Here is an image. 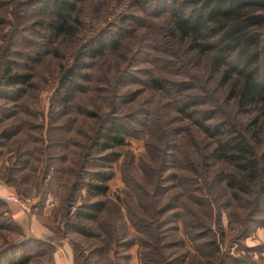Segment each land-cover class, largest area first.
<instances>
[{"label":"rangeland","instance_id":"obj_1","mask_svg":"<svg viewBox=\"0 0 264 264\" xmlns=\"http://www.w3.org/2000/svg\"><path fill=\"white\" fill-rule=\"evenodd\" d=\"M158 1L84 0L70 15L69 34L56 36L48 31L54 18L45 0H0V255L9 256L8 263L0 264H15L25 257L27 264H55L65 257L74 264H143L144 252L149 254L145 263L161 264L147 245L169 243L173 248L165 253L173 264L264 260V223H256L264 219L262 206L260 211L249 207L244 218L242 202L224 181L215 186L219 191L209 189L208 201L211 197L218 208L211 218L199 208L203 224L195 230L187 212L196 206L185 180L194 177L187 168L178 170L164 142L151 136V119L145 110L155 102L159 117L168 102L159 104L153 98L157 91L150 80L180 79L171 70L160 69L168 40L157 35L165 32L169 14L167 9L161 13ZM100 39L117 48L108 46L92 58ZM75 64L85 67L77 81L83 91L63 104L61 78ZM17 74L31 79L26 85L7 86V77ZM172 113L161 128L167 140L174 138L175 145L184 148L185 136L179 140L178 135L188 122H177ZM112 118L133 124L125 145L115 149L120 157L108 164L102 157L109 152L99 153L95 141ZM240 121L246 133L255 132L248 117ZM253 146L259 154L264 138L260 146ZM158 148L163 149L159 157ZM216 169L223 172L221 179L230 175L241 180L235 163L215 164ZM96 172L112 174L104 196L87 192ZM8 195L30 198L31 210L26 213L8 202ZM97 201L103 209L95 219L78 217ZM157 202L176 207L166 214L179 213L180 218L178 222L171 216L162 218L166 238L154 242L143 223V204L151 212ZM244 226L247 231L242 233ZM195 233L194 243L189 234ZM179 234L181 250L175 248ZM214 238L217 251L210 244ZM201 245L202 254L197 249Z\"/></svg>","mask_w":264,"mask_h":264},{"label":"trees","instance_id":"obj_2","mask_svg":"<svg viewBox=\"0 0 264 264\" xmlns=\"http://www.w3.org/2000/svg\"><path fill=\"white\" fill-rule=\"evenodd\" d=\"M83 1L45 0L47 10L54 18L47 25L48 31L56 36L69 34L67 25L70 15ZM158 7L162 14L165 9L169 14L165 32L157 35L159 39L168 40L165 41L168 45L162 50L165 57L160 62V65L163 64L160 69H168L169 72L171 70L181 80L174 82L159 77L151 79L150 84L157 91L153 98L159 104L168 103L164 104L166 111L161 116L155 114V102L150 103L144 115L151 119L152 138L162 141V145L164 142L163 146L168 148V154L178 164V170L187 168L188 173L194 177L185 180L192 188L191 198L196 206V209L187 212L195 223V230H200L203 224L199 208L204 210L201 213L209 212L210 218L212 211L218 208L211 197L210 202L208 201L209 189L223 184L224 181L235 192L234 196L242 202L244 218L249 207L251 210L260 211L262 206L261 213L264 214V148L258 154L253 146H260L264 138V0H159ZM96 43L98 46L92 49V58L102 55L108 46L117 48V45L106 44L102 39ZM201 65L203 67L200 70L198 68ZM72 68L61 78L63 104H68L77 93L83 91L77 81L82 77L79 72L85 67L75 64ZM7 79V86H15L26 85L31 78L29 75L17 74ZM17 92L19 90L16 91V96L19 94ZM200 106H207L208 109L200 111ZM170 112L178 118L177 122H188V127H180L181 133L178 135L179 140L185 136L184 148L175 145L174 138L167 140L161 128L162 121L171 119ZM241 117L251 120L250 125L255 132L247 131L250 134L248 135L244 131ZM132 122L118 118L108 121L106 129L95 141L96 145L99 144V153L109 152L102 157L103 161L111 164L118 160L120 155L115 149L124 146L126 138L131 136ZM159 151L163 152V149H156L157 157ZM227 163L237 164V170L242 174L241 180L230 175L221 179L223 172L214 170L215 164ZM111 178L112 174L109 172H96L93 182L87 183V192L94 196H104L108 191L106 183ZM215 189L219 191V188ZM160 197L157 196V199ZM102 209L103 203L97 201L87 207V213L78 217L92 220ZM174 209L176 207L167 208L157 202L152 211L148 212V207L143 204V214L146 215L143 216V223L151 230L154 242L166 238V233L161 231L165 220L162 218L169 219L171 216L176 222L179 221V213L166 214ZM184 209L183 206L179 207V210ZM262 218L256 220V223H264ZM245 228H242V233L247 231ZM77 230L85 232L83 229ZM184 235L187 237L186 232ZM196 235L189 234L194 243L197 241ZM178 242L179 245L175 248L181 250L180 234ZM170 244L147 246L159 257L161 264H173L169 263L165 253L173 248ZM210 244L215 247V251L218 250L215 238ZM202 247L204 246H197L201 254ZM14 255L12 252L10 258ZM147 257L148 252H144L143 264H148L145 263ZM0 261L8 263V254L2 252ZM28 261L25 257L15 264H27ZM230 261L232 264H264V260Z\"/></svg>","mask_w":264,"mask_h":264},{"label":"built area","instance_id":"obj_3","mask_svg":"<svg viewBox=\"0 0 264 264\" xmlns=\"http://www.w3.org/2000/svg\"><path fill=\"white\" fill-rule=\"evenodd\" d=\"M6 199L8 202L16 205L17 207H19L20 209H22L26 213H28L31 210L32 205H33L30 198L20 199V197H18V196L8 195L6 197Z\"/></svg>","mask_w":264,"mask_h":264},{"label":"crops","instance_id":"obj_4","mask_svg":"<svg viewBox=\"0 0 264 264\" xmlns=\"http://www.w3.org/2000/svg\"><path fill=\"white\" fill-rule=\"evenodd\" d=\"M55 264H74L71 257H65L62 259H56Z\"/></svg>","mask_w":264,"mask_h":264}]
</instances>
